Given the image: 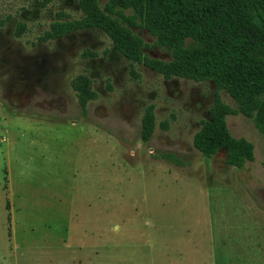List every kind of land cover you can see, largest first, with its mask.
Instances as JSON below:
<instances>
[{
    "label": "rangeland",
    "instance_id": "obj_1",
    "mask_svg": "<svg viewBox=\"0 0 264 264\" xmlns=\"http://www.w3.org/2000/svg\"><path fill=\"white\" fill-rule=\"evenodd\" d=\"M61 12L83 16L78 0H0V264H264V136L253 121L226 118L253 143L252 161L202 156L194 134L216 92L236 107L228 92L132 63L97 27L41 41ZM132 30L145 55L170 59L145 27ZM78 74L97 93L85 114ZM150 103L157 125L143 143Z\"/></svg>",
    "mask_w": 264,
    "mask_h": 264
},
{
    "label": "trees",
    "instance_id": "obj_2",
    "mask_svg": "<svg viewBox=\"0 0 264 264\" xmlns=\"http://www.w3.org/2000/svg\"><path fill=\"white\" fill-rule=\"evenodd\" d=\"M51 1L40 3L45 7ZM78 3L81 18L57 14L40 40L97 27L108 35L122 56L164 78L213 81L219 90L228 92L236 107L225 103L216 92L209 118L201 121L194 134L193 146L206 158L223 149L227 164L237 168L253 160V143L233 136L226 118L242 114L264 136V0H78ZM134 26L145 27L155 38L152 45L167 48L170 59L145 55L143 50L149 45L132 30ZM24 29L21 24L17 36ZM70 85L85 114L88 102L97 98L92 80L86 74H78ZM156 125L155 106L150 103L141 118L143 143L151 139ZM160 125L167 129L168 120ZM158 157L181 163L170 152Z\"/></svg>",
    "mask_w": 264,
    "mask_h": 264
}]
</instances>
